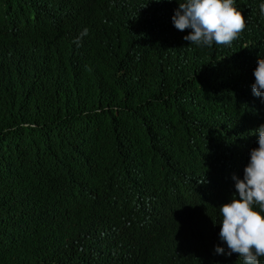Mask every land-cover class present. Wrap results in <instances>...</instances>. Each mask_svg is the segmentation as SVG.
Returning a JSON list of instances; mask_svg holds the SVG:
<instances>
[{
	"label": "trees",
	"instance_id": "1",
	"mask_svg": "<svg viewBox=\"0 0 264 264\" xmlns=\"http://www.w3.org/2000/svg\"><path fill=\"white\" fill-rule=\"evenodd\" d=\"M66 1L0 0V25L36 57L0 81V264H243L219 207L249 162L233 130L263 117L264 0H237L246 27L230 47L190 45L165 2L81 0L69 22ZM96 9L117 20L105 49L55 67L63 27ZM189 218L201 230L181 240Z\"/></svg>",
	"mask_w": 264,
	"mask_h": 264
},
{
	"label": "clouds",
	"instance_id": "2",
	"mask_svg": "<svg viewBox=\"0 0 264 264\" xmlns=\"http://www.w3.org/2000/svg\"><path fill=\"white\" fill-rule=\"evenodd\" d=\"M165 2L162 13L163 23L173 25L178 31H190L185 41L197 47H211L213 44L231 46L245 30V18L237 10V0H156ZM235 6V7H234ZM264 14V3L260 5ZM67 20H75L85 15L81 0H67L65 4ZM117 20L96 9L88 14L79 27H63V46L51 59L55 67L71 70L89 66L92 53L105 49L101 36L104 23L114 27ZM67 24V23H66ZM107 36V34H106ZM24 68L33 73L36 57L23 50L7 29L0 25V81L14 69ZM255 82L251 85L252 94L264 98V59H258L253 71ZM264 107V99L258 100ZM264 110L261 120L244 124L233 130L236 138L250 139L244 152L249 154V162L243 169V178L233 175L235 194L229 203L219 207L222 217L219 222V239L227 247V255L237 254L243 264H259L264 257ZM249 149V151H247ZM238 196V198H237ZM258 208L259 210H255ZM215 224V223H214ZM201 230L191 218L180 219L178 235L181 240L195 237ZM217 254H224L225 248L217 246Z\"/></svg>",
	"mask_w": 264,
	"mask_h": 264
}]
</instances>
